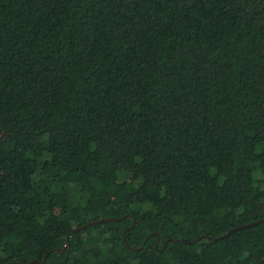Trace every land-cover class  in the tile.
I'll use <instances>...</instances> for the list:
<instances>
[{
    "label": "trees",
    "instance_id": "trees-1",
    "mask_svg": "<svg viewBox=\"0 0 264 264\" xmlns=\"http://www.w3.org/2000/svg\"><path fill=\"white\" fill-rule=\"evenodd\" d=\"M234 165L236 229L264 220V0H234ZM232 229L233 0H0V264H233Z\"/></svg>",
    "mask_w": 264,
    "mask_h": 264
},
{
    "label": "water",
    "instance_id": "water-1",
    "mask_svg": "<svg viewBox=\"0 0 264 264\" xmlns=\"http://www.w3.org/2000/svg\"><path fill=\"white\" fill-rule=\"evenodd\" d=\"M116 221H119V219H107V218H104V219H101V220H99V221H97V222L90 223L89 225H87V226H85V227H83V228H81V229H78L77 231H81V230H84V229H86V228H88V227L95 226V225H98V224H101V223L116 222ZM263 222H264V220H261V221H259V222L254 223V224H250V225H247V226H241V227H238V228L235 229V233L238 232V231H240V230H243V229H245V228H247V227L257 226V225H259L260 223H263ZM135 226H136V221H134V224H133V226L131 227V229H133ZM231 234H233V229L230 230L225 236L221 237L220 239H224V238L230 236ZM70 237H71V235H69V236L67 237V245H66L65 249H67L68 246H69ZM149 238H150V237H149ZM149 238H148V239H149ZM203 239H204V238L201 237L200 239H198V240H196V241H190V240H188V239H184V240L182 239V241H184V242H186V243H188V244H195V243H197V242H199V241H201V240H203ZM160 240H161V238H159V242H158V244L160 243ZM169 242H170V241L168 240V241L165 243V246H167ZM65 249H64V250H65ZM46 259H47V257H46ZM32 263H33V262H32Z\"/></svg>",
    "mask_w": 264,
    "mask_h": 264
}]
</instances>
